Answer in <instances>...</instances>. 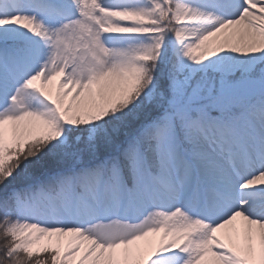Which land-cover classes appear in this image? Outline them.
Returning <instances> with one entry per match:
<instances>
[{"label":"snow or ice","instance_id":"snow-or-ice-1","mask_svg":"<svg viewBox=\"0 0 264 264\" xmlns=\"http://www.w3.org/2000/svg\"><path fill=\"white\" fill-rule=\"evenodd\" d=\"M0 264H264V0H0Z\"/></svg>","mask_w":264,"mask_h":264}]
</instances>
